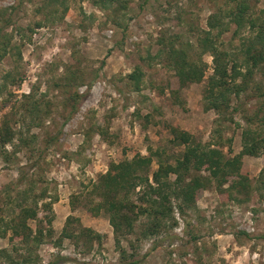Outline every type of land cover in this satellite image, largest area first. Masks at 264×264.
<instances>
[{
	"label": "rangeland",
	"instance_id": "rangeland-1",
	"mask_svg": "<svg viewBox=\"0 0 264 264\" xmlns=\"http://www.w3.org/2000/svg\"><path fill=\"white\" fill-rule=\"evenodd\" d=\"M237 1H245L254 17L264 13V0H131L125 9L120 4L109 11L94 0H67L65 17L52 21L37 11L44 0H0V16H12L22 28L19 33L13 26L8 29L15 31L22 57H0V84L6 71L20 78L0 94V127L7 120L32 140L15 154L12 145L6 146L13 161L0 156V206L2 188L17 180L23 164H35L28 166L29 176L59 198L53 204L54 233L37 247L33 264L58 257L64 259L57 264H264V151L242 157L245 188L233 185L235 177L221 187L212 181L185 214L174 209L176 223L168 221V229L145 237L137 223L135 232L120 236L121 247L109 215L88 211L89 185L112 162L137 152L147 155L150 147L175 162L184 146L173 143L174 127L226 157L241 151L244 128L264 130V74L246 78L247 89L218 113L206 109L203 98L212 56H203L204 79L181 87L165 66L159 43L176 36L178 46L194 57L197 37L208 30L210 16L221 20L218 14ZM228 19L221 40L236 53L248 28L236 34V24ZM39 21L42 25L36 27ZM138 66L145 77L135 91L127 75ZM94 125L106 133L92 130ZM202 174L209 176L205 170ZM45 215L40 210L39 217ZM69 215L75 218L70 237L62 233ZM37 222L29 221L34 230ZM84 228L100 233V241L87 238ZM5 247L14 257L26 253L10 250L8 235L0 236V249ZM8 261L0 255V264Z\"/></svg>",
	"mask_w": 264,
	"mask_h": 264
},
{
	"label": "trees",
	"instance_id": "trees-1",
	"mask_svg": "<svg viewBox=\"0 0 264 264\" xmlns=\"http://www.w3.org/2000/svg\"><path fill=\"white\" fill-rule=\"evenodd\" d=\"M129 1L131 0H94V3L109 11L120 4L121 8L125 9ZM231 1L236 0H228L227 3ZM66 2L67 0H44L37 11L52 21L62 19L68 9ZM218 16L221 20L217 19V15L210 16L208 30H204L203 34L197 37V52L194 57L178 46L176 36H171L167 41L162 39L159 43L165 53L164 64L174 71L181 87L201 82L207 67L203 56H212L213 72L207 77L203 98L206 109L221 113L230 108L233 96L237 97L247 89L246 78L264 74V13L260 17H254L245 1H237L234 8L228 7ZM225 19L236 24V34L248 28L236 53L227 49L221 40L229 28ZM12 21V16H6L4 13L0 16V57L17 54L21 58V46L14 40L15 31L10 32L8 29L13 26L16 33H19L22 28L16 27ZM35 25L40 27L42 23L39 21ZM238 55L243 57L240 59ZM243 67L246 72H243ZM18 77L11 71H6L2 76L0 94L6 91L8 85H18ZM144 77V70L140 66L127 75L128 82L135 91L141 89ZM240 77L245 80L238 82ZM260 95L264 96V89ZM95 128L101 134L106 133L101 126L94 125L92 130ZM172 135L173 143L184 146L175 162L150 147L147 155L137 152L132 158L112 162L107 172L89 185L88 211L92 216L101 213L109 215L118 247H121L120 236L135 232L139 226L137 223L141 224V235L145 237L168 229V221L176 223L174 209L180 214H185L187 209L195 205L199 190L205 189L212 181H215L217 187H221L230 177H235L233 185H242L245 188L247 184L241 171L242 157L256 156L264 151L263 129L244 128L242 149L231 157H226L222 150L211 144L195 142L190 132L178 127L172 129ZM31 141L23 131L16 130L6 120L0 127V156L5 162H11L14 159L12 154L21 151L23 147H29ZM7 145H12V154L6 150ZM155 161L157 167L154 169ZM28 166L35 167V164L18 166L17 180L6 184L1 190L3 202L0 206V236L4 238L8 235L12 245L10 250L13 252L26 250V253L16 254L14 257L8 248H1L0 255L9 259L8 264H33L37 247L46 235L52 236L54 233L53 204L58 201V195L50 194L47 186H39V182L29 176ZM204 170L209 176L202 174ZM76 197V194L72 196ZM73 203L74 200L71 201L72 207ZM40 210L46 215L39 217ZM74 219L71 215L67 217L63 235L72 236L69 225ZM30 220L38 221L35 230L30 226ZM83 231L87 238H97L100 241V233L90 228H84ZM35 255L36 258L39 257L38 254ZM57 259L48 264H57L64 258ZM139 263V260H135L128 264Z\"/></svg>",
	"mask_w": 264,
	"mask_h": 264
}]
</instances>
